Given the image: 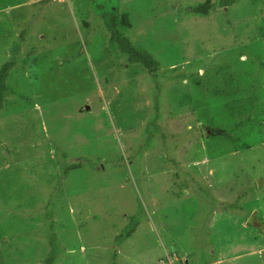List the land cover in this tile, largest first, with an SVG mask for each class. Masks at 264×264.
<instances>
[{
	"label": "rangeland",
	"instance_id": "374dc122",
	"mask_svg": "<svg viewBox=\"0 0 264 264\" xmlns=\"http://www.w3.org/2000/svg\"><path fill=\"white\" fill-rule=\"evenodd\" d=\"M204 1L0 0V68L18 62L0 111V264H264V132L217 152L226 116L208 119L218 101L189 76L246 46L264 62V0L185 14ZM123 12L157 72L112 40Z\"/></svg>",
	"mask_w": 264,
	"mask_h": 264
},
{
	"label": "trees",
	"instance_id": "16d2710c",
	"mask_svg": "<svg viewBox=\"0 0 264 264\" xmlns=\"http://www.w3.org/2000/svg\"><path fill=\"white\" fill-rule=\"evenodd\" d=\"M239 1L219 0V2L214 3L212 0H205L203 3L200 2L188 7L184 11L191 17H208L217 8L231 7ZM106 23L112 40L119 50L127 56L128 62L142 65L149 73H155L160 69L159 61L147 50L135 46L126 35L125 31L132 26L129 13L123 12L120 16L113 15L107 18ZM249 49L246 46L227 52L229 58L225 62L208 68L203 66L204 73L202 75L198 72L199 70L189 73L192 83H195L197 89H202V92L206 94L209 92L213 96L211 99L218 101L215 103L218 111L214 112L213 116H209L208 119H213L214 115L221 118L226 116L224 123H221L223 126L213 125V129L219 132V135L216 134L214 138L225 139V144H223L225 147L223 146L217 152L228 154L236 148L239 150L240 139L249 137L251 132H264V109H259L264 82L262 81L264 79V62L261 61L260 57L256 63L253 62V53ZM247 53L249 58L242 60V56ZM14 59L3 64L0 68V111L8 99L7 81L12 70L18 65L16 58ZM252 66L253 69L249 70V67ZM218 76L221 77L220 85L216 81L219 79ZM197 102L199 108L206 105L205 98ZM225 119L228 120L225 121ZM240 134L243 137L238 136ZM76 167L77 165L67 167L65 174L67 175ZM50 235L51 243H55V235L52 233ZM52 260L54 258H50L48 263Z\"/></svg>",
	"mask_w": 264,
	"mask_h": 264
},
{
	"label": "built area",
	"instance_id": "2783aa9c",
	"mask_svg": "<svg viewBox=\"0 0 264 264\" xmlns=\"http://www.w3.org/2000/svg\"><path fill=\"white\" fill-rule=\"evenodd\" d=\"M162 264H173V261H168V262H164V263H162Z\"/></svg>",
	"mask_w": 264,
	"mask_h": 264
},
{
	"label": "crops",
	"instance_id": "0c3cea01",
	"mask_svg": "<svg viewBox=\"0 0 264 264\" xmlns=\"http://www.w3.org/2000/svg\"><path fill=\"white\" fill-rule=\"evenodd\" d=\"M212 264H216V263H212Z\"/></svg>",
	"mask_w": 264,
	"mask_h": 264
}]
</instances>
